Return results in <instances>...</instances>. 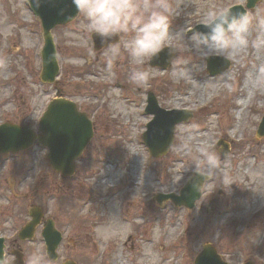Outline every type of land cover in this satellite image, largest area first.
I'll use <instances>...</instances> for the list:
<instances>
[{"label": "rangeland", "instance_id": "374dc122", "mask_svg": "<svg viewBox=\"0 0 264 264\" xmlns=\"http://www.w3.org/2000/svg\"><path fill=\"white\" fill-rule=\"evenodd\" d=\"M24 1L0 0V124H28L37 131L46 105L59 91L90 117L94 135L75 160L72 176L54 171L37 142L19 153L0 154V236L13 240L6 243L8 250H21L23 264L36 252L43 264H194L209 243L232 264H264V175L247 177L264 166V136L256 135L264 112V0L248 9V45L230 58L223 56L229 65L222 73L209 74L206 59L181 47L166 68L146 61L150 79L142 87L128 80L131 66L123 48L107 70L105 53L119 41L94 49L93 34L86 32L79 13L52 29L60 72L55 83L41 82V25ZM167 2L174 10L169 48L179 46L177 34L198 25L205 13L246 5V0ZM186 59L190 63L183 65ZM178 65L190 70L195 86L171 78ZM149 91L164 109L192 112L175 124L173 143L157 158L142 141L152 119L144 112ZM201 147L228 160L229 188L220 175L206 181L191 209L156 198L159 192L179 193L194 173ZM36 207L41 220H53L62 234L55 261L47 259L42 223L31 240L17 238Z\"/></svg>", "mask_w": 264, "mask_h": 264}, {"label": "water", "instance_id": "95a60500", "mask_svg": "<svg viewBox=\"0 0 264 264\" xmlns=\"http://www.w3.org/2000/svg\"><path fill=\"white\" fill-rule=\"evenodd\" d=\"M30 2V0H28ZM259 0H247L246 7L252 8ZM31 8L41 18L45 37V46L42 52L43 69L41 78L44 81L52 82L59 70L56 59L55 47L50 29L56 24H64L73 19L78 10L71 0H42L39 7L31 3ZM233 14L246 12L242 5H235L230 8ZM194 30L206 31L205 26L198 25ZM95 47L102 46L116 41H104L93 34ZM55 55V59H52ZM174 53L170 55L169 48L165 47L159 55L151 58L152 66L158 65L167 67ZM224 62V63H222ZM220 63V64H218ZM229 65V61L212 56L207 58V70L210 74L222 73ZM146 113L154 114L153 119L147 124L143 133V141L150 149L153 156H160L166 153L173 143V130L176 123L187 120L192 114L185 110H165L158 106L157 100L152 93L148 95ZM178 113L181 117L173 119L172 114ZM36 135L29 126L18 125L12 122H5L0 125V153L18 152L31 146L35 140L47 147L49 152L47 158L51 167L63 176H71L75 171L74 160L84 151L86 145L93 136L92 124L84 112L78 111L76 105L63 98H57L50 102L47 110L40 119ZM258 136L264 135V116L259 124ZM205 178L198 174L192 175L187 184L180 190V195L169 194L178 205L192 208L195 201L200 197L201 185ZM31 220L20 230L21 239L32 238L35 227L40 222L41 213L36 208L30 212ZM42 236L46 245L48 259H57L56 249L61 241V234L55 229L53 221L47 220L44 223ZM16 259L11 264H23V255L15 250ZM0 256H4V239L0 237ZM64 264H78L72 260ZM194 264H229L223 261L216 249L211 244L203 246L196 256ZM244 264H253L247 262Z\"/></svg>", "mask_w": 264, "mask_h": 264}, {"label": "clouds", "instance_id": "9594fccd", "mask_svg": "<svg viewBox=\"0 0 264 264\" xmlns=\"http://www.w3.org/2000/svg\"><path fill=\"white\" fill-rule=\"evenodd\" d=\"M30 2L39 7L42 0ZM71 3L85 18V29L89 35L95 34L102 42L118 37L119 43L110 44L105 53L107 70L111 72L123 48L128 53L131 66L129 82L135 86L146 85L150 73L143 66L146 61L159 55L167 45L170 35L174 10L167 0H71ZM251 20L249 13L233 14L228 7L209 11L197 22L205 26L206 31L193 30L195 25L182 29L177 34L180 45L170 47L169 53H178L182 47L203 59L217 55L230 58L247 47ZM90 54L94 55L91 52ZM52 59H55V55ZM188 63L190 61L187 59L182 62L183 65ZM170 76L177 82L184 81L195 86L196 82L185 66H176ZM228 167L226 158L221 160L215 152L201 147L191 171L209 182L220 175L221 184L228 189L232 184L226 171ZM0 264L11 262L0 256ZM29 264H43L42 255L39 252L33 253Z\"/></svg>", "mask_w": 264, "mask_h": 264}, {"label": "bare ground", "instance_id": "6f19581e", "mask_svg": "<svg viewBox=\"0 0 264 264\" xmlns=\"http://www.w3.org/2000/svg\"><path fill=\"white\" fill-rule=\"evenodd\" d=\"M117 89V88H115ZM118 91V89H117ZM241 102V101H240ZM244 101H242L243 103ZM230 141H232V139H229ZM264 175V166L262 164H259L256 168H254L248 175L247 177H249L248 179H259L260 177H263ZM252 181V180H250ZM264 190V188H261L260 191ZM116 222H118V219H114ZM118 225V224H117ZM120 226H122V224H120Z\"/></svg>", "mask_w": 264, "mask_h": 264}, {"label": "flooded vegetation", "instance_id": "af4514ba", "mask_svg": "<svg viewBox=\"0 0 264 264\" xmlns=\"http://www.w3.org/2000/svg\"><path fill=\"white\" fill-rule=\"evenodd\" d=\"M13 240H11L10 239V237H8L7 239H6V243H10V242H12ZM7 247V246H6ZM12 251V249L11 250H8V248H7V250H6V255H7V257H10V252Z\"/></svg>", "mask_w": 264, "mask_h": 264}]
</instances>
